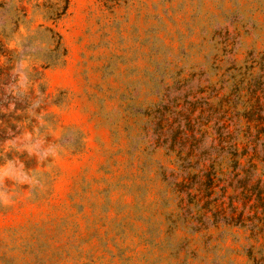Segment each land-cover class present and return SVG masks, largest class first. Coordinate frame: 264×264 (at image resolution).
Wrapping results in <instances>:
<instances>
[{
	"label": "rangeland",
	"instance_id": "1",
	"mask_svg": "<svg viewBox=\"0 0 264 264\" xmlns=\"http://www.w3.org/2000/svg\"><path fill=\"white\" fill-rule=\"evenodd\" d=\"M157 92L238 154L189 204ZM0 264H264V0H0Z\"/></svg>",
	"mask_w": 264,
	"mask_h": 264
},
{
	"label": "trees",
	"instance_id": "2",
	"mask_svg": "<svg viewBox=\"0 0 264 264\" xmlns=\"http://www.w3.org/2000/svg\"><path fill=\"white\" fill-rule=\"evenodd\" d=\"M180 84L181 83L178 80L171 81L170 85L175 87V93H181L182 88H179L181 86ZM246 91L254 94V101L257 103V92L259 93V91L250 89ZM157 93L161 94L156 95L155 102L150 106L151 110L147 112L148 116H150L152 112V129L150 130L152 133L156 134L155 141L162 145L165 151L171 156L170 164L172 165V168L169 169V173H175L177 178L173 181V186L185 190L184 196L187 199L186 201H188L186 203L189 204L192 202L193 195L200 197L204 191L208 192L207 188L212 186V176H210L209 170L212 168L211 162H213L214 157L219 154L228 155V157L238 156V154L236 155V149L233 144H220L217 142L215 147H213L215 149V152L213 153L214 155L208 154L204 157L195 156L196 152L199 150L201 153L198 152L197 155L206 153V148L202 146H199L198 148L196 145L200 136L196 137L197 131L192 129L189 123L195 118L193 107L197 103V97L191 96L187 101L188 107H184V93L183 95L177 94L170 101H166L167 96H165V92ZM236 94L239 97L241 93ZM231 95L232 94L229 92L218 93V91L212 94L208 93L202 101V109H213L216 111V107H218L217 110L220 111L219 115L224 116L227 108H223L222 103L230 102L229 99ZM238 112H240V115L243 118L249 119L250 116L254 114V106L250 107V109H244ZM217 119H219V117H217ZM207 122L208 121H204L202 124H206ZM224 128V134H226L227 131L223 121L218 126L216 125V135L219 136L221 134L219 129L223 130ZM203 132L205 131H201L200 134ZM205 157L206 159H210L207 160V164L201 163ZM198 164L199 168L196 173L191 171L192 169H195ZM197 176L200 177L199 180H196ZM191 191H194L195 193H191Z\"/></svg>",
	"mask_w": 264,
	"mask_h": 264
}]
</instances>
